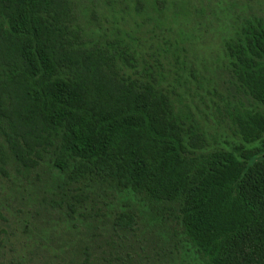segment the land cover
<instances>
[{
	"label": "trees",
	"instance_id": "trees-1",
	"mask_svg": "<svg viewBox=\"0 0 264 264\" xmlns=\"http://www.w3.org/2000/svg\"><path fill=\"white\" fill-rule=\"evenodd\" d=\"M165 1L151 0L158 17ZM104 37L86 33L73 0H0V174L50 182L46 205L107 228L115 251L146 214L199 264H264V19L224 43L252 102L230 113L227 147H211L158 59Z\"/></svg>",
	"mask_w": 264,
	"mask_h": 264
},
{
	"label": "rangeland",
	"instance_id": "rangeland-1",
	"mask_svg": "<svg viewBox=\"0 0 264 264\" xmlns=\"http://www.w3.org/2000/svg\"><path fill=\"white\" fill-rule=\"evenodd\" d=\"M73 2L87 34L120 40L135 48L141 63L156 65L158 59L169 69L168 80L201 123L211 147L238 141L230 113L252 102L227 68L224 43L246 19H264V0H166L160 17L151 11V0ZM50 185L0 174V264H84L86 251L93 264H199L187 242L146 214L132 246L111 249L107 228L95 235L80 218L68 220L46 205Z\"/></svg>",
	"mask_w": 264,
	"mask_h": 264
}]
</instances>
